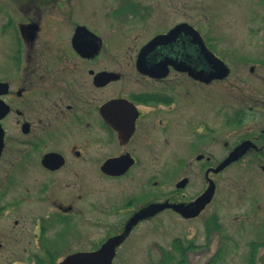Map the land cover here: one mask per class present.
Wrapping results in <instances>:
<instances>
[{"label": "flooded vegetation", "instance_id": "af4514ba", "mask_svg": "<svg viewBox=\"0 0 264 264\" xmlns=\"http://www.w3.org/2000/svg\"><path fill=\"white\" fill-rule=\"evenodd\" d=\"M100 1L0 0V264H58L123 235L114 264L144 228H219L228 169L245 180L253 264L264 246V43L211 40L187 0ZM77 223L92 246L59 258L50 228Z\"/></svg>", "mask_w": 264, "mask_h": 264}, {"label": "rangeland", "instance_id": "374dc122", "mask_svg": "<svg viewBox=\"0 0 264 264\" xmlns=\"http://www.w3.org/2000/svg\"><path fill=\"white\" fill-rule=\"evenodd\" d=\"M93 7L99 10L100 0H91ZM112 5V6H111ZM115 5L109 0V10ZM187 12L190 19L202 25L211 40L214 33L220 34L223 43L243 44L247 35H251L252 43H264V0H187ZM237 39V40H236ZM240 41V42H238ZM233 170L228 169L221 174V201L219 205V228L208 227L202 222L198 224L177 222L162 223L140 233L145 237L129 257L127 247L114 261V264H250L251 248L245 244V233L250 232L246 215V185L243 177H235ZM237 198L232 197V192ZM242 198L243 200H239ZM239 215L242 218L235 219ZM197 225V226H196ZM72 229V237L70 230ZM86 228L77 223L62 228L52 227L49 235L59 232V258L76 249H87L92 246L84 231ZM181 238L186 245H191L187 255L176 250L174 240ZM237 239V246L234 239ZM72 243V247L69 245ZM257 255L253 264H264V246H256ZM55 261H58L57 259ZM36 264L35 260L25 261ZM44 262L50 263L49 260ZM54 264V261H52Z\"/></svg>", "mask_w": 264, "mask_h": 264}, {"label": "water", "instance_id": "95a60500", "mask_svg": "<svg viewBox=\"0 0 264 264\" xmlns=\"http://www.w3.org/2000/svg\"><path fill=\"white\" fill-rule=\"evenodd\" d=\"M204 52L206 53L205 56L207 59V52ZM208 58L212 59L210 56H208ZM223 166L225 165H222V167ZM122 239L123 235L114 236L104 242L98 249L72 253L65 259L61 260L58 264H113V259L116 254V246L120 244Z\"/></svg>", "mask_w": 264, "mask_h": 264}]
</instances>
